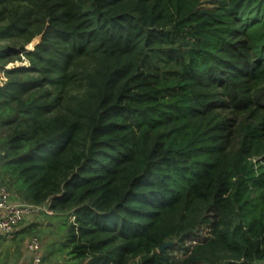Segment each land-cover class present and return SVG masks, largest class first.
I'll return each mask as SVG.
<instances>
[{
    "label": "trees",
    "instance_id": "trees-1",
    "mask_svg": "<svg viewBox=\"0 0 264 264\" xmlns=\"http://www.w3.org/2000/svg\"><path fill=\"white\" fill-rule=\"evenodd\" d=\"M0 71V184L74 217L64 264H264V0H0Z\"/></svg>",
    "mask_w": 264,
    "mask_h": 264
},
{
    "label": "rangeland",
    "instance_id": "rangeland-1",
    "mask_svg": "<svg viewBox=\"0 0 264 264\" xmlns=\"http://www.w3.org/2000/svg\"><path fill=\"white\" fill-rule=\"evenodd\" d=\"M213 1L216 0H203L204 5H210ZM18 61L13 63H9L6 67H12L14 65H19ZM5 79L4 73L0 71V83H2ZM13 198V197H12ZM14 201H18L13 198ZM42 217L38 219L36 222V226L33 228V235H35L39 241L41 242L44 236L48 237L47 243L44 245V249H42L43 262L48 264L50 260H62L66 262L68 257L70 256V243L68 241V236L70 234V215L69 214H53L48 215L44 212L42 213ZM49 222L50 225H46ZM207 229H201L198 233V239H203L207 237ZM191 243V239H187L185 245ZM45 250V252H43ZM169 256L175 262L180 260L184 256V252L182 250L177 249L176 247L171 248L169 251ZM129 264H135V262H131ZM206 264V263H200Z\"/></svg>",
    "mask_w": 264,
    "mask_h": 264
},
{
    "label": "built area",
    "instance_id": "built-area-1",
    "mask_svg": "<svg viewBox=\"0 0 264 264\" xmlns=\"http://www.w3.org/2000/svg\"><path fill=\"white\" fill-rule=\"evenodd\" d=\"M53 215L48 203L35 205L20 201H14L10 191L0 184V236L12 239L20 222H27L35 218H41L42 213ZM74 219L73 216L70 217ZM27 264H45L42 256V245L35 235H31L27 241Z\"/></svg>",
    "mask_w": 264,
    "mask_h": 264
},
{
    "label": "crops",
    "instance_id": "crops-1",
    "mask_svg": "<svg viewBox=\"0 0 264 264\" xmlns=\"http://www.w3.org/2000/svg\"><path fill=\"white\" fill-rule=\"evenodd\" d=\"M39 218L29 220L27 222H20L16 227L12 239H6L0 236V264H27L28 254L26 245L29 237L33 235V228ZM46 225H50L49 222ZM48 237L44 236L41 240L42 249L47 243ZM45 252V250L43 251ZM48 264H64L62 260H50Z\"/></svg>",
    "mask_w": 264,
    "mask_h": 264
},
{
    "label": "water",
    "instance_id": "water-1",
    "mask_svg": "<svg viewBox=\"0 0 264 264\" xmlns=\"http://www.w3.org/2000/svg\"><path fill=\"white\" fill-rule=\"evenodd\" d=\"M40 39V37H39ZM39 39L38 37L37 38H34L30 43L29 45L32 46V49L33 47L39 42ZM28 48V46H27ZM173 242L171 240L167 241V242H164V243H161L159 246H158V251H163L166 247H169Z\"/></svg>",
    "mask_w": 264,
    "mask_h": 264
}]
</instances>
